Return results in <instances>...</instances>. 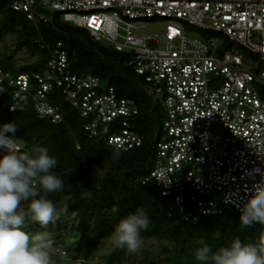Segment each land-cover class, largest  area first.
<instances>
[{
	"label": "built area",
	"instance_id": "built-area-1",
	"mask_svg": "<svg viewBox=\"0 0 264 264\" xmlns=\"http://www.w3.org/2000/svg\"><path fill=\"white\" fill-rule=\"evenodd\" d=\"M6 1L37 32L55 18L84 30L140 76L163 116L139 181L160 189L168 215L190 223L224 210L240 215L264 180V0ZM147 20L163 21V30L140 35ZM36 42L48 52L39 72L0 69L1 108H31L56 125L77 118L86 138L120 151L139 147L136 103L74 73L59 41Z\"/></svg>",
	"mask_w": 264,
	"mask_h": 264
},
{
	"label": "trees",
	"instance_id": "trees-1",
	"mask_svg": "<svg viewBox=\"0 0 264 264\" xmlns=\"http://www.w3.org/2000/svg\"><path fill=\"white\" fill-rule=\"evenodd\" d=\"M6 33L13 35L15 45L24 48L34 60L15 66L11 56H2L1 70L13 75L30 70L39 72L48 59V52L39 47L36 39L40 36L51 46L59 41L74 73L98 78L102 86L113 88L119 97L131 98L138 108L133 126L142 143L135 149L120 151V159L114 160L111 155L114 148L102 140L84 137L77 118L67 117L65 123L56 125L38 119L31 108L10 112L0 106V124H16L14 138L22 144L21 152L33 146H45L58 161L51 171L63 180V190L48 194L47 198L60 210L57 225L52 227L54 235L60 234L61 228H67L65 222L58 226L60 217L70 218L73 237L65 240L67 259L90 260L118 222L134 213L137 207H142L151 221L141 236L169 245V248H161L167 264H197L192 253L201 242L215 250L234 237L243 242L255 241L264 231L260 225L241 229L240 215L231 210L202 217L194 223L184 221L175 211L168 215V200L161 196L160 189L151 183H140L139 178L151 166L163 112L121 54L92 40L84 30L63 24L57 18L49 24H40L37 32L22 14L10 10L8 2L2 0L0 42ZM42 229L34 222L27 226L30 234ZM125 252L114 247L104 259L107 264H118Z\"/></svg>",
	"mask_w": 264,
	"mask_h": 264
},
{
	"label": "clouds",
	"instance_id": "clouds-1",
	"mask_svg": "<svg viewBox=\"0 0 264 264\" xmlns=\"http://www.w3.org/2000/svg\"><path fill=\"white\" fill-rule=\"evenodd\" d=\"M16 131L14 122L0 124V264H55L49 234H30L27 226L34 222L46 228L59 219L60 210L47 198L63 190V180L51 171L58 161L45 146L18 153ZM20 147L22 150V144ZM111 155L119 160L121 152L117 148ZM150 222L148 213L137 207L114 227L109 237L112 246L138 252L142 247L141 233ZM254 225L264 228V180L253 185L251 197L240 210L239 227ZM192 256L197 264H264V231L255 241L243 242L234 237L215 250L201 242Z\"/></svg>",
	"mask_w": 264,
	"mask_h": 264
},
{
	"label": "rangeland",
	"instance_id": "rangeland-1",
	"mask_svg": "<svg viewBox=\"0 0 264 264\" xmlns=\"http://www.w3.org/2000/svg\"><path fill=\"white\" fill-rule=\"evenodd\" d=\"M140 25L144 27V30L138 33L143 36H148L156 35L162 31L164 22L160 20L150 22L147 20ZM187 35L190 36V34ZM7 55L12 57L15 66H20L34 60V58L24 48H19L15 45L13 35L9 33H6L0 42V57ZM64 222L67 225V228L63 230L61 228V233L58 235H54L52 232V227L57 225V220L55 223H50L46 228L41 230L46 231L50 236V251L55 264H107L104 256L114 249L111 241L109 240L111 234L104 238L103 242L94 251L90 260L86 262L81 260L71 261L66 258V255L58 254L59 249L63 251L66 247L65 240L71 239L73 237V234L70 230V218L60 217L58 226H61V224ZM141 239V249L136 253H129L126 251L118 264H167L163 260L164 253L161 250L162 247L169 248V245L166 242L164 243L160 241H154L152 239L145 238L144 236H141ZM50 240L53 242L52 244Z\"/></svg>",
	"mask_w": 264,
	"mask_h": 264
}]
</instances>
